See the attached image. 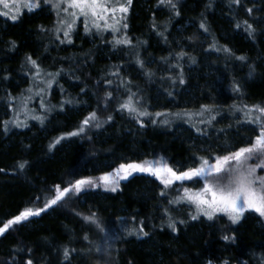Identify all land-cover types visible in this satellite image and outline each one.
<instances>
[{
  "label": "trees",
  "instance_id": "16d2710c",
  "mask_svg": "<svg viewBox=\"0 0 264 264\" xmlns=\"http://www.w3.org/2000/svg\"><path fill=\"white\" fill-rule=\"evenodd\" d=\"M245 1L236 5L231 0H176L180 12L176 16L159 0H148L146 4L132 0L123 15L126 29L107 40L101 31L93 41L83 35L80 40L74 37L72 44L63 50L60 44L64 36L53 31L55 9L43 0L39 10L23 11L16 22L0 28V169H4L0 171V227L25 207H44L46 200L54 197L55 185L63 188L75 179L99 177L120 163L193 159L194 147L174 135L175 126L183 119L171 114L180 111L165 108L169 100L158 110L162 100H157V93L174 101L189 89L196 97L194 107L189 109L198 111L202 106H213L218 117L234 111L241 124L257 129L256 124L246 119L244 106L264 107V26L254 25L252 15H242V8L247 11L253 7ZM257 3L264 10V0ZM47 7L49 14L43 11ZM201 21L207 32L200 28ZM244 21L253 25L252 35L246 31ZM185 22L190 26L178 35L176 27ZM237 23L241 25L239 28ZM82 25L83 22L75 25L76 35L82 33ZM125 35L131 45L114 44ZM191 36L197 39L190 40ZM200 39L204 41L199 42ZM189 45H200V50L190 49ZM224 47L231 51H223ZM180 52L185 53L182 59L178 58ZM28 55L44 70H62L61 75L76 79L90 96L86 113H64L59 109L41 128L5 133L2 115L7 114L12 97L23 88L19 78L25 77ZM137 55L144 63L143 68L136 62ZM204 55H208L207 60ZM240 56L246 59H237ZM203 60L213 72L208 78L198 76ZM189 68L196 73L187 77ZM131 69L140 75L133 77ZM164 69L167 73H163ZM115 72L119 76L112 74ZM181 72L183 84L178 78ZM218 77L222 78L219 87L226 90L223 96L226 105L220 109L217 103L204 100V95L215 93L212 84ZM107 93L112 96L109 98ZM132 94H135L133 102L153 115L137 118L121 110L120 105ZM51 100L59 101L55 93ZM93 111L102 127L86 126L83 133L69 137L67 134L77 131ZM156 112L166 115L156 117ZM165 120L169 122L164 123ZM254 133L251 138L258 134ZM57 140L60 142L55 143ZM24 161L27 163L21 170L18 163ZM144 174L134 173L122 180L116 192L96 187L86 188L78 195L70 194L40 216L13 225L0 236V264H26L28 259L33 264H224L225 261L264 264V218L249 212L236 225L221 215L213 220H191L188 206L178 204V210L171 215L185 223H177V231L173 232L164 215L168 200L166 196H158L159 190L155 195L153 183L146 181ZM257 175H264V169H257ZM169 191L171 196L177 194L174 189ZM156 200L164 202H160L161 208ZM87 216H93L95 223L85 220ZM141 221L148 235H129L128 229L138 231ZM225 234H234L235 242L224 241L221 237ZM65 248L69 250L67 259L63 256Z\"/></svg>",
  "mask_w": 264,
  "mask_h": 264
},
{
  "label": "snow or ice",
  "instance_id": "6c2138e0",
  "mask_svg": "<svg viewBox=\"0 0 264 264\" xmlns=\"http://www.w3.org/2000/svg\"><path fill=\"white\" fill-rule=\"evenodd\" d=\"M132 0H126V3H121L120 0H43L44 4H50L52 8L56 9L58 14L62 9L66 14L63 18L57 20L56 32L63 31V36L68 43H72L70 33L73 31L77 20L83 17V24L85 32H90L91 29L95 28L97 31L102 30L101 22H103V30L110 29L113 33H120L121 29H126L127 24L122 23L126 19L125 16L121 15L127 13L128 7ZM233 4L239 5L240 0H231ZM161 5H167L171 10L174 11L176 16L180 15L177 8L176 0H159ZM0 5L5 9L0 11V16L10 18L15 22L21 12V8H27L28 11H34L40 8L41 0H0ZM71 10V11H70ZM248 13L251 14L252 9H247ZM246 26V31L249 35H252L255 31L253 25L248 21L243 22ZM241 25L237 23L236 27L239 28ZM155 25L153 28L155 29ZM200 28L205 32L208 31L205 23L201 21ZM43 30V29H42ZM164 36L163 32L158 33ZM59 39V36H57ZM166 39V37H165ZM62 43L64 41H61ZM12 48L16 47L14 41L10 42ZM132 41L125 35L123 38L116 39L115 45H131ZM216 48V45H212ZM217 50H221L217 48ZM225 52L231 50L227 47L222 49ZM184 52L178 54V58H183ZM239 60H245L244 56L237 57ZM195 62V58H192ZM26 62L31 66V70H35L33 74L34 80L41 76L42 69L36 59H33L31 55L26 56ZM137 64L144 67L143 61L137 55ZM61 71L55 73L44 72L43 75L47 77L42 79L41 83L50 88L56 77L61 74ZM113 75L119 76L118 72L112 73ZM149 76L152 75L150 72L147 73ZM7 78V77H5ZM181 84L184 83L182 72L178 77ZM111 84V81H108ZM235 90L239 91V86L235 85ZM28 92H32V89H27ZM83 91V90H82ZM45 92V88L41 87L37 95ZM133 95H129L126 102L120 105L121 110H127L130 114H134L135 117H145L153 115L142 105H137L133 102ZM110 98L111 93H107ZM31 96L24 97L21 95L20 104L21 111H25V120L19 119V111L17 115L11 121H5V130L8 129L9 125L15 127H27V119L29 118L28 111L25 110L26 101L30 100ZM71 100H66L65 103H72ZM41 107L45 108L43 99L41 100ZM63 107V105H61ZM236 111L241 109L233 106ZM245 117L249 123H254L258 127L254 129V132H258L254 138H250L246 146H241L235 150H227L225 154H218L214 158L210 156H201L197 161H194L191 166L186 169H174L169 165L168 162L164 161L163 158L160 160H142L139 162L132 161L127 163H120L117 167L111 171H106L99 177H86L75 179L74 182L70 181L68 186L61 188L60 185H55V194L51 199H47L44 207L32 208L25 207L18 215L12 219H8L7 222L3 223L0 227V236H3L13 225H19L24 221H28L30 217H38L42 213L46 212L53 206H57L60 202L65 201L67 197L72 195H78L86 188L103 187L106 191L116 192L120 188V182L127 180L134 173H148L151 176L156 177L159 182L164 186V189L173 190L172 186L175 182L192 181L196 179L197 183L202 180L203 183L196 189L191 187H183L182 194L179 190H175L177 194L173 199L169 200V204H187L193 206L194 210L189 212L191 220H197L199 217H206L208 220H213L218 214H223L228 218L231 224H238L245 216L247 211H252L258 214L259 217L264 218V175H257V169H264V107L252 106L251 108L247 105L244 106ZM214 111L213 106L205 105L197 111V115L204 117L205 113L211 114ZM253 113H259L253 115ZM156 117L164 116L165 113L156 112ZM176 117H180L182 113H173ZM31 119L38 120L43 123L45 117L40 115H31ZM112 117L109 116L108 120ZM216 119L215 115H211L209 119L200 121L201 123H211ZM169 121L165 120L164 123ZM155 123V121H153ZM142 124V122H141ZM86 126H92L95 128L102 127V123L98 119L95 111L91 112L79 126L77 131L68 133V136H78L83 133ZM60 139H64L61 137ZM57 140L55 143H59ZM50 145L49 147H53ZM254 161V163L252 162ZM26 161L19 162V169L23 170L26 166ZM4 171V169H0ZM161 196H167V192L161 190L159 193ZM40 199V197H37ZM95 214H93L94 216ZM167 215V227L173 232L177 231V223H185L184 220L177 221L170 214V211L166 209ZM93 216L84 217L87 221H92ZM140 228L137 231L136 228L128 229L129 235H143L147 236L148 233L144 231L143 221L140 222ZM99 228V225H96ZM224 241L235 242V235H223L221 237ZM87 239V237H85ZM17 251H23V249H17ZM99 251V249H98ZM65 259L69 257V250L67 248L63 251ZM26 264H33L31 259L26 261ZM224 264H228L227 261Z\"/></svg>",
  "mask_w": 264,
  "mask_h": 264
},
{
  "label": "rangeland",
  "instance_id": "374dc122",
  "mask_svg": "<svg viewBox=\"0 0 264 264\" xmlns=\"http://www.w3.org/2000/svg\"><path fill=\"white\" fill-rule=\"evenodd\" d=\"M258 1L259 0H246L245 1L246 5L247 4L248 5L253 4L252 12H251V14H249L248 11H246V9L242 8V15L245 17H250L252 15V18L254 19V21H253L254 25L262 27V26H264V10L261 8L262 6L258 5L259 4V3H257ZM120 2L125 3L126 0H120ZM147 2H148V0H142V4H144V3L146 4ZM127 7H128V5H127ZM128 9H129V7H128ZM4 10L5 9L3 8V6L0 5V11H4ZM23 11H26L28 13H32V12L36 11V9L34 11H28L27 8H21L20 12L22 13ZM43 11L45 14H49V8L48 7L43 8ZM55 13H56V18L53 20L55 22V26H54L53 31H55V28L57 27V20L66 16V14L63 12L62 9L59 11V14H58L57 10L55 9ZM22 14H20V16ZM121 15H126V13H123ZM80 20H77L76 25H79V23L83 22V17H80ZM8 23H13V21L8 17L0 16V28H1V30H3ZM189 24L190 23L185 22L184 25L177 26L175 30L177 32L179 31L178 35H180V31L184 30L187 26H190ZM101 25H102L101 32H104L103 35H105V37L103 39H105V40L110 39L112 37V35L116 34V33H113L110 29L103 30V22H101ZM82 26L83 27L80 29L81 30L80 32H82V33L80 35H76V33H74V30H75V26H74L73 31L70 33L71 40H73L74 37H77V39L80 40L82 35H83V37L85 36L88 39H91L92 41L96 40V37H99L98 34L100 31H97L95 28H93V29H91L90 32L86 33L85 29H84V24ZM55 33L63 35V31H60V32L55 31ZM93 33H95V34H93ZM262 37L264 38V36H262ZM189 39L192 40V39H197V38H195L194 36H191ZM63 41L64 42L60 44L61 50L67 49L68 46L70 44H72V43H68L67 40L65 39V37H64ZM198 41L203 42L204 40L200 39ZM88 42L90 43L89 40H88ZM174 43L176 45L179 44L178 42H174ZM189 47H190V49L192 48V49L197 50V51L200 50V45H196V46L189 45ZM108 50H111V49L109 48ZM207 57H208V55H204L203 58H205L207 60ZM44 62H43V64H44ZM202 63H203V65H202L203 67H202V71L200 72L201 75H198V76L208 78L213 73L212 69L208 64H205L204 60L202 61ZM148 64L151 66V63H148ZM30 68H31V66L26 63V72H24L25 77L22 76L19 78L23 88L19 94L12 97L11 101L13 104H12V107H10V109L8 110L7 114L5 115V113H4V115H2V118L5 117L4 122L5 121H11L17 115V112L19 111V119L25 120L26 119L25 111L20 110L21 109L20 98H21V95H23L24 97L31 96V99L27 100L26 105H25V110L28 111V115H29V118L27 119V125L28 126L27 127H15L14 125H9L8 129L5 130L4 123H3V129H4L5 133H9L12 131H13V133H17L16 131L28 129L29 127L41 128V125L48 121L49 117L53 114V112L56 110H59V109H61L64 113L68 112V111L71 113H78V112L83 113V114L86 113V110H87L86 105H88V102H89L88 100L90 99V96H89L88 92L82 88V86L80 88V85L77 83L76 79H72V78L68 79V77L66 75L60 74L59 76L56 77V82L58 81V83L56 84V82H54L52 84V86L50 88H48V87H46V85L41 83L42 79L47 78L43 75V73L44 72L55 73V72L46 71L43 69V65H40V68L43 70L42 74L40 77H38L34 80L33 74H34L35 70L33 69L30 71ZM131 70H132L133 77H138L140 75L134 69H131ZM167 71H168L167 69H164L163 73H165V72L167 73ZM195 73H196L195 69L189 68V71H187V77L190 76L191 74L194 75ZM215 79L216 80H214V83L212 84V85H214L213 89H215V93L204 95L205 96L204 100H206V102H209V103H217L215 105H218L219 109H220L221 108L220 106L226 105L225 100H223V96L225 95L226 90L223 87L222 88L219 87V86H221L220 82H221L222 78L218 77ZM41 87L45 88V92L40 94V95H37V93L39 92ZM29 88L32 89V92L27 91V89H29ZM183 92L186 95L182 94L180 97H176L174 99V101L170 100V97H166L165 95L157 93L158 94L157 100H162V102H161L162 104H160V106L157 107L158 110H162L163 109L162 105L165 103L164 101L168 102V100H169L170 102H168L169 104H167V106H165V108L168 109V106H169V109L173 107V108H175V110L180 111L179 113H182V115L180 117L183 120L181 121L180 124L176 125L174 128L175 137L180 138V140L183 143H185V145H190V146L194 147L193 148L194 149L193 150V154H194L193 159L187 158L184 162L183 161L182 162L177 161V160L176 161L172 160L171 162H169V165L172 166L174 169H181V170L186 169V167L191 166L194 161L198 162V159L201 156H210V157L214 156L215 157L218 154H225L226 151L229 149L235 150V149L247 144L249 142L251 136L253 134H255L253 129L251 127H249L247 124H243V123L241 124V122L239 121L240 116L237 114V112H234V111L227 114V115H224L225 113H221V114H219V117L217 116V114H215L216 119L214 121H216V123H213L214 121H212L210 124L209 123H201L200 121L209 119L211 115H214V112H212L211 114L205 113L204 117L197 115L196 114L197 111H195L193 109L192 110L189 109L190 107H194V100L196 99V97L189 92V89H185ZM53 93H55L56 96H58L59 101L56 102L54 100H51ZM42 99H43L44 104L46 106L45 108L41 107V100ZM60 99H63V100H60ZM65 100H71L73 102L67 103V105H66ZM83 100L85 103L83 102ZM229 101H230V98H229ZM232 102L233 101L231 100V103ZM61 105H63V106L66 105V106L61 107ZM79 106H81L80 109H78ZM31 115H40V116L45 117V119H44L43 123H41L38 120L31 119L30 118ZM197 119H199V120L197 121ZM229 124H231V125H229ZM226 126H228L227 129H226ZM69 137H74V136H69ZM107 165H109V164L107 163ZM144 176H145L146 181H148L151 184L153 183L152 188L154 189L153 191L155 192V195L157 193V190H159V191L163 190L162 189L163 185L159 182V180L156 177L151 176L148 173H145ZM202 183H203L202 180H200L197 183L196 179H194L192 181H184V182L177 181L172 186V189H174V191L179 190L180 193L182 194L183 187H191L193 189H196L199 186H201ZM164 191L168 192L167 189H164ZM175 195L176 194H173V196H171L170 191H169V193H167V196L165 199H167L169 201V200L173 199V197ZM158 196H161V195H158ZM165 199H163V200H165ZM160 202H157V200H156L155 203L157 204V207L161 208L162 205L160 204ZM162 204H164L163 201H162ZM183 205L188 206L190 211L194 210L193 206H190L187 204H183ZM177 206L178 205L166 203L164 205V207H165V209H164L165 214L164 215H166V209L170 211V214L176 212L178 210L176 208ZM249 212L252 213V215H254V216L255 215L258 216L257 213L252 212V211H247L246 213H249ZM218 215L224 216L223 214H218ZM199 218L202 220H208L206 217H203V216H201Z\"/></svg>",
  "mask_w": 264,
  "mask_h": 264
}]
</instances>
